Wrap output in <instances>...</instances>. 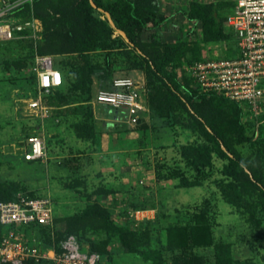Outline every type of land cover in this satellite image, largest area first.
<instances>
[{
  "label": "trees",
  "instance_id": "obj_1",
  "mask_svg": "<svg viewBox=\"0 0 264 264\" xmlns=\"http://www.w3.org/2000/svg\"><path fill=\"white\" fill-rule=\"evenodd\" d=\"M29 12L42 28L35 48L28 41L0 42V45L28 43L24 56L29 53L32 57L36 53L53 57V66L61 73L63 81L44 99H56L55 108L66 105L65 88L85 95L82 101L85 102L87 120L74 123L71 128L76 140L93 142L95 137L94 118L88 104L95 93L90 94L92 75L109 71L113 55L122 57L130 69L139 71L145 79L142 98L147 112L151 111L169 127L178 123L179 115L183 114L187 118L183 127L196 138L193 143L178 147V165L166 169L163 178L175 181L176 189L212 183L221 200L244 216L251 231L257 234L264 225V121L253 129V122L258 120H254L240 104L219 95L203 94L192 87L182 67L202 60L185 40L173 43L160 40L156 27L164 17L160 15L158 0H32L12 11L13 15L20 16ZM228 12L229 4L223 1H194L188 4L184 16L189 22L199 25L198 36L202 44L225 43L227 57H232L235 39L224 25ZM103 13L108 14L112 28ZM117 31L124 34L126 41L115 35ZM93 54H101V64L92 62ZM66 58L73 62H64ZM12 64L16 69L22 68L19 62ZM9 65L8 61L4 62L5 69ZM66 68H69L68 72ZM67 73L70 74L69 83L65 82ZM34 85L33 79L32 90ZM55 108H50L48 116L54 125L58 123L57 114L53 112ZM141 122L139 119L135 127L146 130V125ZM62 127L66 130L65 125ZM31 135L35 134L23 135V147ZM243 144L250 149L248 157L236 148ZM18 158L26 164L41 161L28 162L21 156ZM74 185H79L76 179ZM110 193L104 187L96 188L92 193L94 197H86L81 211L59 218L62 230H53L50 234L46 227L31 225L28 228L41 235L42 247L52 246L55 251H58L59 242L68 236L75 237L82 244L85 232H102L105 234L102 241H89L87 246L90 252L103 259L108 256L106 248L113 238L125 252L139 255L150 264H165L160 251L150 247L149 232L139 228L156 223V220L138 222L130 215L135 211L155 210L154 203L137 204L130 200L126 205L122 204L124 207L116 215L117 223H114L112 214L101 204L102 197ZM16 194L15 184L0 183V202L13 201ZM210 211L211 203L204 198L187 213L182 223L163 227L161 248L169 253V264H203L204 259L195 254L194 249L207 248L212 252L211 264H252L247 260H234L228 244L213 241ZM2 234L0 227V236ZM25 264L51 263L27 261Z\"/></svg>",
  "mask_w": 264,
  "mask_h": 264
},
{
  "label": "rangeland",
  "instance_id": "obj_2",
  "mask_svg": "<svg viewBox=\"0 0 264 264\" xmlns=\"http://www.w3.org/2000/svg\"><path fill=\"white\" fill-rule=\"evenodd\" d=\"M8 1H21L24 4L31 3L32 0ZM194 1L208 3L213 0H158L160 15L164 17V21L156 27L157 35L163 42L185 40L202 61L227 57L225 43L202 44L198 36L199 25L185 19L184 12L188 4ZM115 35L120 34L116 32ZM28 45L23 42L18 45H0V183L15 184L18 193L48 197L52 209L64 206L67 209L66 214L70 215L82 210L87 201L86 197H94L92 193L96 188L111 183L107 188L111 193L102 197L101 204L112 214L114 223H117L116 215L124 207L122 204L126 205L130 200L137 204L152 202L155 210L130 215L138 222L156 220V223L141 225L139 228L140 231L144 229L149 232L150 247L160 251L165 264H169V253L161 248L163 227L182 223L187 213L206 198L211 203L209 221L213 241L228 244L234 260L264 264V225L257 234L252 232L245 217L221 200L212 183L195 188L176 189L175 181L163 178L166 169L170 170L178 165V147L193 143L196 139L193 133L183 127L187 121L183 114L179 115L178 123L169 127L165 121L148 111L144 113L141 122L147 128L140 130L117 123L113 111L94 108L92 115L95 119L92 126L95 137L93 142L85 141L86 148L82 147L77 144L79 140L72 136L71 128L74 123L87 120L85 102L82 101L85 95L65 88L66 105L56 108V99H44L45 105L55 108L53 112L57 114L58 120L55 125H42L25 111L26 101L35 93V85L34 91L31 86L32 80L35 81L33 56L30 57L29 53L24 56ZM91 59L92 62L101 64V54H93ZM6 61L10 63L8 69L4 68ZM68 61L73 62L68 58L64 60ZM12 62L21 63L22 68H14ZM66 70L68 72L69 68ZM69 75H65L66 83H69ZM124 76L138 79L143 87L145 85V79L139 71L130 69L122 57L113 55L109 71L92 75L90 94L97 89L106 88L112 79ZM64 125L67 133L65 139H54L55 136L48 138L47 134L55 127ZM257 126L258 123L253 122L252 128L256 129ZM29 134L42 137L46 154L42 159L44 161L26 164L19 160L23 135ZM236 148L245 157L251 153L247 144L238 145ZM48 151L53 153H50V160H45ZM56 151L59 153L55 154ZM110 151L116 152L117 162L121 164H118L116 172L102 170ZM66 153L78 157L66 158ZM53 156L57 158L54 159ZM50 168L66 169L52 183L55 193L52 195L48 193L53 177L49 172ZM78 168L80 170H76ZM75 179L79 186L74 185ZM63 216H53L52 231L63 229V224L58 222ZM11 230L12 233L20 235L25 243L41 247V235L34 230L28 227ZM104 238L105 234L102 232L87 231L81 240L87 246L89 241L99 242ZM106 250V264H150L139 255L122 250L113 238ZM194 253L204 259L203 264H211L210 249H194Z\"/></svg>",
  "mask_w": 264,
  "mask_h": 264
},
{
  "label": "built area",
  "instance_id": "obj_3",
  "mask_svg": "<svg viewBox=\"0 0 264 264\" xmlns=\"http://www.w3.org/2000/svg\"><path fill=\"white\" fill-rule=\"evenodd\" d=\"M229 4L224 25L235 39L232 57L211 59L183 66L193 88L203 94H215L244 107L258 124L264 121V0H219ZM21 1L0 0V42L28 41L32 48L41 38V24L29 12L24 16L12 11ZM53 57L33 54L35 93L25 104V111L42 121L50 115L43 99L63 81L53 66ZM143 83L133 77H116L107 88L97 89L88 104L91 109L113 111L117 123L134 128L147 108L142 98ZM20 156L24 161L45 157L42 137L29 136ZM143 211H135L134 214ZM37 225L53 229V209L48 197L29 198L18 193L13 201L0 202V264H25L40 261L51 264H106L97 253L68 236L51 247L27 244L12 233L21 227Z\"/></svg>",
  "mask_w": 264,
  "mask_h": 264
},
{
  "label": "crops",
  "instance_id": "obj_4",
  "mask_svg": "<svg viewBox=\"0 0 264 264\" xmlns=\"http://www.w3.org/2000/svg\"><path fill=\"white\" fill-rule=\"evenodd\" d=\"M100 109H102L103 110V108H100ZM99 109V110H100ZM104 111H105V109H104ZM50 116V115H49ZM49 118H46V119H44V120H42V121H40L41 123H42V125H47V124H51V119L50 120H48ZM95 119V118H94ZM47 121V122H46ZM46 127V126H45ZM50 128V127H49ZM52 128V127H51ZM50 128V129H51ZM52 130V129H51ZM66 131L64 130V128L63 127H58V128H54V130H52V132L51 133H48L47 134V136H48V138L49 137H51V136H55L54 137V139H58V140H62L63 138L65 139L66 138ZM78 145H80V146H82V147H85L86 148V143L85 142H81V141H79V143H77ZM73 145H75V143L73 144ZM89 145V147H90V144H88ZM93 148H95V146L93 147ZM22 152V151H21ZM50 153H53V151H51V152H49L48 151V155H47V157L45 158V160L47 159V160H50L51 159V157H50ZM57 153H59V152H55V154H57ZM67 155L69 154V153H66ZM116 152L115 151H110L109 152V154H108V159H107V162H106V164L104 165V168L102 169V170H104L105 172H107L108 170L109 171H111V172H116L117 171V167H118V164H120V163H118L117 162V158H116ZM19 156H20V154H19ZM45 156H46V154H45ZM58 156V155H57ZM71 156H73L74 158L75 157H78V155H68L66 158H72ZM54 157V156H53ZM55 158H57L56 156L54 157V159ZM53 159V158H52ZM123 160H125L126 161V159H123ZM41 161H44V160H42L41 159ZM40 162V161H39ZM121 165V164H120ZM66 169L65 168H59V170H58V168L57 169H54V168H50L49 169V172L51 173V175L53 176L52 177V180H51V183H50V189L48 190L49 192V195H52L53 193H54V186L52 185V183L56 180V178H58V176H60V173H62L63 174V172L65 171ZM76 170H80L79 168L78 169H76ZM62 171V172H61ZM99 171H101V170H99ZM85 172V171H84ZM109 184V185H108ZM107 185H105L104 186V188H108L109 186H110V184L111 183H108ZM77 186H79V185H77ZM55 194V193H54ZM64 206H60V207H53V215L54 216H56V215H58V216H67V215H70V214H66L67 213V209H65V208H63ZM144 212H146V211H144ZM150 212V211H149ZM66 214V215H65Z\"/></svg>",
  "mask_w": 264,
  "mask_h": 264
},
{
  "label": "water",
  "instance_id": "obj_5",
  "mask_svg": "<svg viewBox=\"0 0 264 264\" xmlns=\"http://www.w3.org/2000/svg\"><path fill=\"white\" fill-rule=\"evenodd\" d=\"M89 4H90V6L92 7V8H94V6H93V4L91 3V2H89ZM98 12H100V13H102V10H100V9H98L97 10ZM104 14V16H105V18H106V20H107V22H108V24H109V26L112 28L113 27V24H112V22H111V20H110V18H109V16H108V14L107 13H103ZM120 35H121V37L125 40V36H124V34L122 33V32H120V31H117ZM126 41V40H125Z\"/></svg>",
  "mask_w": 264,
  "mask_h": 264
}]
</instances>
